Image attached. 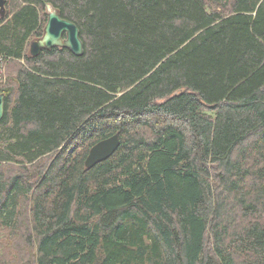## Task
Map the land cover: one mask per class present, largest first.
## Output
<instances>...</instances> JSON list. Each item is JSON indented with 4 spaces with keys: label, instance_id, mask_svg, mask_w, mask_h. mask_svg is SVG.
<instances>
[{
    "label": "trees",
    "instance_id": "16d2710c",
    "mask_svg": "<svg viewBox=\"0 0 264 264\" xmlns=\"http://www.w3.org/2000/svg\"><path fill=\"white\" fill-rule=\"evenodd\" d=\"M5 3L0 258L264 264V0ZM45 3L82 56L28 53Z\"/></svg>",
    "mask_w": 264,
    "mask_h": 264
},
{
    "label": "water",
    "instance_id": "95a60500",
    "mask_svg": "<svg viewBox=\"0 0 264 264\" xmlns=\"http://www.w3.org/2000/svg\"><path fill=\"white\" fill-rule=\"evenodd\" d=\"M6 0H0V18L6 15ZM47 10V20L43 28L42 36L31 42L29 54L32 57L37 56L43 49L66 48L73 55L79 57L83 54V43L80 39V33L77 26L65 19H62L56 10L45 4ZM4 114V94L0 92V120ZM120 144L118 134L107 139L101 140L92 146L85 159L86 168H91L97 163L108 159L118 148Z\"/></svg>",
    "mask_w": 264,
    "mask_h": 264
},
{
    "label": "rangeland",
    "instance_id": "374dc122",
    "mask_svg": "<svg viewBox=\"0 0 264 264\" xmlns=\"http://www.w3.org/2000/svg\"><path fill=\"white\" fill-rule=\"evenodd\" d=\"M45 4H46V3H45ZM45 4H44V9H45V13L47 14V10H46ZM48 5L50 6V8H51L52 10H55L50 4H48ZM45 24H46V23H45ZM44 26H45V25H44ZM44 26L42 27V34H43V28H44ZM37 39H39V37H38V38L35 37V39L30 40L29 43H28V46H30V43H31V42H33V41H35V40H37ZM27 51H28V53H29V48L27 49ZM7 67H8L7 65L4 67L5 72H4V81H2L3 84L7 82V75H6V69H7ZM8 245H10V244L8 243ZM4 249H5V248H4ZM10 252H11L10 250L5 249L3 255H2L1 258H0V264H11V262H12V260H13V257H12L13 253H12V255H11Z\"/></svg>",
    "mask_w": 264,
    "mask_h": 264
},
{
    "label": "built area",
    "instance_id": "2783aa9c",
    "mask_svg": "<svg viewBox=\"0 0 264 264\" xmlns=\"http://www.w3.org/2000/svg\"><path fill=\"white\" fill-rule=\"evenodd\" d=\"M3 66H4V61L2 62V60L0 59V73H1V70L3 69Z\"/></svg>",
    "mask_w": 264,
    "mask_h": 264
}]
</instances>
